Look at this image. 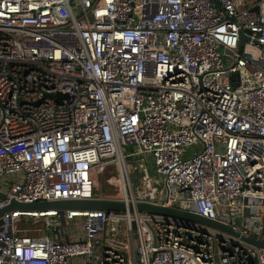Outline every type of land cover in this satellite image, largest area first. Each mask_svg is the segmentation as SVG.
I'll list each match as a JSON object with an SVG mask.
<instances>
[{
  "label": "built area",
  "instance_id": "1",
  "mask_svg": "<svg viewBox=\"0 0 264 264\" xmlns=\"http://www.w3.org/2000/svg\"><path fill=\"white\" fill-rule=\"evenodd\" d=\"M107 168L122 195L105 199L132 211L53 212L39 238L6 214L0 264H264L240 237L136 209L264 240V0H0V209L101 198Z\"/></svg>",
  "mask_w": 264,
  "mask_h": 264
},
{
  "label": "water",
  "instance_id": "2",
  "mask_svg": "<svg viewBox=\"0 0 264 264\" xmlns=\"http://www.w3.org/2000/svg\"><path fill=\"white\" fill-rule=\"evenodd\" d=\"M246 36L241 33L240 48L242 51L243 44L246 41ZM0 199L5 200L6 196L4 194L0 195ZM127 209L133 210V205L127 204L125 202L115 201L112 199L105 198H95V199H79V200H55V201H40L33 203L18 202L12 200L8 206L0 209V219L6 214L17 212L24 216H30L34 213L36 214H50L53 212H58L63 215L67 211L71 212H96V211H126ZM136 209L139 212L164 216L167 218H175L179 220H187L194 223H199L208 227H212L216 230L227 232L233 236L240 237L243 241L259 247L264 250V240L257 241L250 237L241 236L236 233L233 229L225 226L221 223L209 220L202 216L194 213L183 212L174 208H164L160 206H155L147 203H138Z\"/></svg>",
  "mask_w": 264,
  "mask_h": 264
},
{
  "label": "rangeland",
  "instance_id": "3",
  "mask_svg": "<svg viewBox=\"0 0 264 264\" xmlns=\"http://www.w3.org/2000/svg\"><path fill=\"white\" fill-rule=\"evenodd\" d=\"M259 47L255 45V47H251L249 45H246L244 48V53L252 52L254 56H258L260 54ZM130 148V146H128ZM196 148V149H195ZM194 149V152H198L200 150L199 146H196ZM130 150V149H129ZM186 157L190 156V153L188 150H186ZM219 151L224 152V145L219 146ZM108 173V172H107ZM107 173H92L91 178L95 183V190L100 191L104 187L105 178ZM116 174V173H114ZM139 174L135 173L133 175V179L137 182ZM109 197H120L122 193H120V189L116 188H108ZM24 218H19L15 221L17 229L27 236H30L32 238H39L42 236H46L47 234L52 235L53 228H55V225L58 223V218H51V217H41V216H23ZM32 222V224H30ZM49 229V233L48 232ZM51 230V231H50Z\"/></svg>",
  "mask_w": 264,
  "mask_h": 264
},
{
  "label": "trees",
  "instance_id": "4",
  "mask_svg": "<svg viewBox=\"0 0 264 264\" xmlns=\"http://www.w3.org/2000/svg\"><path fill=\"white\" fill-rule=\"evenodd\" d=\"M105 172L106 173L108 172V173H107L106 178L104 180L105 181L104 187L100 191H97V190L94 189V195L96 197H101V198H108L109 197V194H108V192H109L108 191L109 190L108 189L109 188L108 179H110L113 175H116V174H114V173H116V171H115L114 168H107L105 170ZM21 217L24 218L23 216H21ZM24 219H26V218H24ZM30 224H32V222ZM47 233H49V229H48V232Z\"/></svg>",
  "mask_w": 264,
  "mask_h": 264
},
{
  "label": "bare ground",
  "instance_id": "5",
  "mask_svg": "<svg viewBox=\"0 0 264 264\" xmlns=\"http://www.w3.org/2000/svg\"><path fill=\"white\" fill-rule=\"evenodd\" d=\"M52 215H54V213H50V214H36V213H34L30 216H41V217L43 216V217H45V216H52Z\"/></svg>",
  "mask_w": 264,
  "mask_h": 264
},
{
  "label": "clouds",
  "instance_id": "6",
  "mask_svg": "<svg viewBox=\"0 0 264 264\" xmlns=\"http://www.w3.org/2000/svg\"><path fill=\"white\" fill-rule=\"evenodd\" d=\"M24 216V215H23Z\"/></svg>",
  "mask_w": 264,
  "mask_h": 264
}]
</instances>
